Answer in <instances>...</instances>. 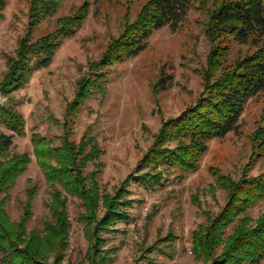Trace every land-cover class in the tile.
I'll return each mask as SVG.
<instances>
[{"label":"rangeland","instance_id":"rangeland-1","mask_svg":"<svg viewBox=\"0 0 264 264\" xmlns=\"http://www.w3.org/2000/svg\"><path fill=\"white\" fill-rule=\"evenodd\" d=\"M30 1L8 0L2 11L0 81L8 69V57L17 53L21 38L31 33ZM85 1L91 6L83 26L64 39L49 65L38 68L29 83L15 92L27 125L25 134L14 135L10 154L28 152L33 160L9 190L7 210L13 220L20 221L30 198L28 189L36 185L32 198L34 216L28 222V231H42L46 227L51 219L49 203L53 192L34 153V133L51 138L55 145L61 144L59 136L65 131L49 119L51 113L64 118L68 103L89 73L92 61L100 59L110 39L120 35L144 3L143 0H65L58 12L38 26L32 36L36 38L55 30L59 17L73 13ZM208 19V12L196 6L179 27L166 25L153 32L145 50L107 69L103 87L95 89L70 123L73 140L79 142L89 130L104 149L96 160L102 164L91 162L86 170L89 173L100 169L97 181L102 195L115 194L130 180L131 218L118 221L110 230L98 231L95 260L102 259L106 264H212V258L196 255L192 236L200 224L210 223L229 202V191L220 178L231 176L239 181L244 176L264 172V151L255 143L257 130L264 125V92H261L249 99L236 132L209 141V150L197 170L183 171L162 165L164 177L149 186L130 176L154 143L163 122L179 116L204 89V71L212 51L206 35ZM247 48L233 43L229 59ZM162 72L172 77L166 90L158 87ZM100 205L96 217L99 220L105 212L104 197ZM68 206L71 230L60 264H94L90 258L93 243L88 226L80 218L87 212L86 206L74 195H69ZM263 214L264 197L248 211L253 224ZM233 231L232 225L227 234ZM171 233L177 234V239L165 240ZM50 257L51 261L56 259L54 254ZM1 258L0 251V264H3ZM260 264H264V258Z\"/></svg>","mask_w":264,"mask_h":264},{"label":"trees","instance_id":"trees-1","mask_svg":"<svg viewBox=\"0 0 264 264\" xmlns=\"http://www.w3.org/2000/svg\"><path fill=\"white\" fill-rule=\"evenodd\" d=\"M64 1H30L31 33L21 38L17 53L8 57V69L0 81V251L3 264H60L63 261L71 230L69 195L80 198L87 209L80 218L87 223L93 243L91 262L106 264L102 259L95 260L99 247L95 241L101 228L110 230L111 225L131 218L130 180L115 194L102 195L97 181L100 169L89 173L86 170L91 162L102 164L96 160L104 149L89 130L79 142L73 140L70 123L75 121L95 89L103 87L107 69L145 50L156 30L166 25L179 27L189 11L197 6L209 14L206 35L212 51L204 71L203 91L179 116L163 122L154 143L130 173L139 183L149 186L160 182L164 177L162 165L183 171L197 170L209 150V141L236 132L249 99L264 92V0H143L135 18L127 21L120 35L110 39L100 59L92 61L89 73L82 78L75 97L68 103L64 118L51 113L49 119L65 131L59 136L61 144L55 145L51 138L40 133L33 135L37 162L53 192L49 203L51 219L46 227L42 231H28V222L34 216L32 198L37 186L28 189L30 198L20 221L13 220L7 210L9 190L33 160L28 152L10 154L14 135L25 134L27 125L15 92L29 83L38 68L49 65L64 39L88 19L91 3L85 1L73 13L59 17L55 30L34 38L32 32L56 14ZM7 2L0 0V17L4 16L2 11ZM233 43L248 48L231 60ZM171 80V76L162 72L158 87L168 89ZM4 128L12 132L7 133ZM256 134L255 143L262 152L264 125ZM225 177L222 176L220 182L229 191V202L210 223L200 224L193 232L194 252L200 258H212V264H260L264 258V214L253 224L248 211L264 197V172L244 176L239 181ZM101 197H104L105 212L99 220L96 217ZM232 225L234 231L227 234ZM166 239L175 241L177 234L171 233ZM51 254L55 255L54 261L50 259Z\"/></svg>","mask_w":264,"mask_h":264}]
</instances>
